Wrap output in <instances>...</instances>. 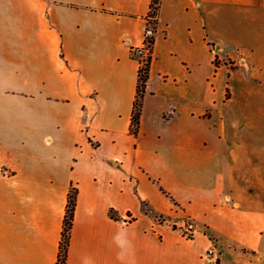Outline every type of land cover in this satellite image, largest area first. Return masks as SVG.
I'll return each instance as SVG.
<instances>
[{"label": "crops", "instance_id": "crops-1", "mask_svg": "<svg viewBox=\"0 0 264 264\" xmlns=\"http://www.w3.org/2000/svg\"><path fill=\"white\" fill-rule=\"evenodd\" d=\"M151 2L0 0V264H57L71 189L65 264H264V0H159L133 133Z\"/></svg>", "mask_w": 264, "mask_h": 264}, {"label": "trees", "instance_id": "trees-1", "mask_svg": "<svg viewBox=\"0 0 264 264\" xmlns=\"http://www.w3.org/2000/svg\"><path fill=\"white\" fill-rule=\"evenodd\" d=\"M153 3H159V0H152L150 6H152ZM153 33H154V29H153ZM153 41H154V37L152 36L151 44L153 43ZM150 60H151V57L149 55L146 61L145 68L138 69L137 97L134 103V108H133V113H132L131 130L133 133H136L138 123H139V116H140L141 104H142L141 99L145 91L146 81H147L148 72H149ZM216 60H217V57L214 58L215 65H217ZM74 206H75V189H72L67 199L66 213H65L64 220H63L62 239H61L59 255H58V260H60L62 264H65L66 249H67V244H68V239H69V231H70L72 220H73Z\"/></svg>", "mask_w": 264, "mask_h": 264}, {"label": "built area", "instance_id": "built-area-1", "mask_svg": "<svg viewBox=\"0 0 264 264\" xmlns=\"http://www.w3.org/2000/svg\"><path fill=\"white\" fill-rule=\"evenodd\" d=\"M157 7L158 3H153L152 6H150L149 13L147 15V21H146V26L144 30V41L141 47H139L136 50V53L143 54L145 51L149 52L151 49V37L153 36V29H154V24H155V18L157 15ZM145 60H140L139 61V68L142 69L144 65ZM124 221H131L132 218L129 215L124 216L123 218ZM213 248H209L205 255L203 256L204 261H209L213 257ZM57 264H62L60 260L57 261Z\"/></svg>", "mask_w": 264, "mask_h": 264}, {"label": "rangeland", "instance_id": "rangeland-1", "mask_svg": "<svg viewBox=\"0 0 264 264\" xmlns=\"http://www.w3.org/2000/svg\"><path fill=\"white\" fill-rule=\"evenodd\" d=\"M150 52H151V49L149 52L145 51L143 54H141V56H139V61L145 60L143 68H145V66H146V61H147L148 56L150 55ZM216 62L218 64L219 59H217ZM212 75H214L213 83L215 85L214 88L216 90L215 94L219 95L220 91L223 90L226 87V83H228V75L221 68H218L216 73L213 72ZM233 89H235V88H233Z\"/></svg>", "mask_w": 264, "mask_h": 264}]
</instances>
